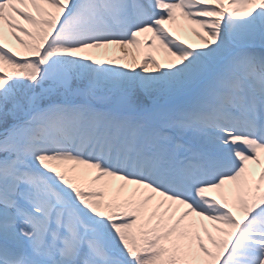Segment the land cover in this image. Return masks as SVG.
Returning a JSON list of instances; mask_svg holds the SVG:
<instances>
[{"label": "snow or ice", "instance_id": "obj_1", "mask_svg": "<svg viewBox=\"0 0 264 264\" xmlns=\"http://www.w3.org/2000/svg\"><path fill=\"white\" fill-rule=\"evenodd\" d=\"M0 264H264V0H0Z\"/></svg>", "mask_w": 264, "mask_h": 264}, {"label": "rangeland", "instance_id": "obj_2", "mask_svg": "<svg viewBox=\"0 0 264 264\" xmlns=\"http://www.w3.org/2000/svg\"><path fill=\"white\" fill-rule=\"evenodd\" d=\"M186 34H187V38H188V42L189 43H192L193 45H196L198 44L200 41H199V38L195 36L194 33L191 32L190 29H186ZM144 37L142 36V39ZM7 39L10 41L11 45L16 47V48H19V44L14 40L12 39L10 36L7 37ZM146 47V45H145ZM163 52L161 51L160 53H158V58L159 59H163ZM94 175V171H90V172H82L79 176H78V179H77V182L80 183L82 186H89L90 183H91V179H92V176ZM115 183H112L111 185V190L109 192V194L111 195L112 191H115L116 189H118V186H115L114 185ZM152 204L154 205L155 204V201L152 202ZM214 231V230H213ZM207 239V237H206Z\"/></svg>", "mask_w": 264, "mask_h": 264}, {"label": "bare ground", "instance_id": "obj_3", "mask_svg": "<svg viewBox=\"0 0 264 264\" xmlns=\"http://www.w3.org/2000/svg\"><path fill=\"white\" fill-rule=\"evenodd\" d=\"M170 26L173 28V30L181 36L182 39L187 40V34H186V29H190L189 27V22L184 20L183 17H179L177 19V21L175 22H170ZM114 55H121L122 53L119 52V50H117L115 53H112ZM141 58L139 56H137V60H140ZM131 60V56H128L127 60H123L120 61V63H125V62H129ZM142 62V60H141ZM251 163V162H250ZM252 167H255V165H251ZM112 183H115V186L119 187L120 182L119 181H112ZM127 191V190H126ZM182 210V209H181Z\"/></svg>", "mask_w": 264, "mask_h": 264}]
</instances>
